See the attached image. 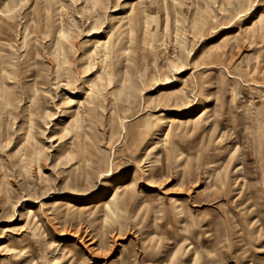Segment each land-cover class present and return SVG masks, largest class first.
I'll return each mask as SVG.
<instances>
[{"label": "rangeland", "instance_id": "obj_1", "mask_svg": "<svg viewBox=\"0 0 264 264\" xmlns=\"http://www.w3.org/2000/svg\"><path fill=\"white\" fill-rule=\"evenodd\" d=\"M0 264H264V0H0Z\"/></svg>", "mask_w": 264, "mask_h": 264}]
</instances>
